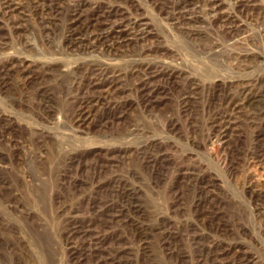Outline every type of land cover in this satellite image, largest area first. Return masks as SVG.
<instances>
[{"label":"rangeland","instance_id":"obj_1","mask_svg":"<svg viewBox=\"0 0 264 264\" xmlns=\"http://www.w3.org/2000/svg\"><path fill=\"white\" fill-rule=\"evenodd\" d=\"M0 264H264V0H0Z\"/></svg>","mask_w":264,"mask_h":264}]
</instances>
